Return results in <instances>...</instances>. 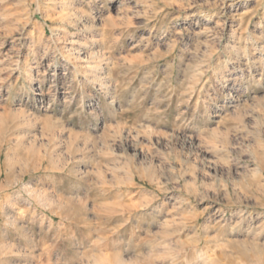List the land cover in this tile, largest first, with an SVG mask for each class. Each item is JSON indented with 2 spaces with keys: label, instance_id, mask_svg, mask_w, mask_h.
<instances>
[{
  "label": "rangeland",
  "instance_id": "1",
  "mask_svg": "<svg viewBox=\"0 0 264 264\" xmlns=\"http://www.w3.org/2000/svg\"><path fill=\"white\" fill-rule=\"evenodd\" d=\"M0 264H264V0H0Z\"/></svg>",
  "mask_w": 264,
  "mask_h": 264
},
{
  "label": "bare ground",
  "instance_id": "2",
  "mask_svg": "<svg viewBox=\"0 0 264 264\" xmlns=\"http://www.w3.org/2000/svg\"><path fill=\"white\" fill-rule=\"evenodd\" d=\"M205 15H206V17L204 16L205 17V20L210 19V14L209 13H206Z\"/></svg>",
  "mask_w": 264,
  "mask_h": 264
}]
</instances>
